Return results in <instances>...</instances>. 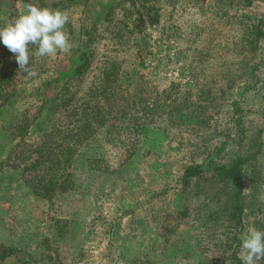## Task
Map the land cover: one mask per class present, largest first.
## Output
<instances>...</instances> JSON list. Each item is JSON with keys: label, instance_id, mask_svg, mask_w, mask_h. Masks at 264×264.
Masks as SVG:
<instances>
[{"label": "rangeland", "instance_id": "rangeland-1", "mask_svg": "<svg viewBox=\"0 0 264 264\" xmlns=\"http://www.w3.org/2000/svg\"><path fill=\"white\" fill-rule=\"evenodd\" d=\"M81 1L33 3L68 13L75 48L85 11L109 2ZM118 1L82 72L61 78L71 47L30 57L27 77L0 42V264H233L264 227V183L236 223L212 172L184 176L226 161L238 117L247 137L264 128V26L257 53L246 44L264 0ZM22 8L0 0V27Z\"/></svg>", "mask_w": 264, "mask_h": 264}, {"label": "trees", "instance_id": "trees-1", "mask_svg": "<svg viewBox=\"0 0 264 264\" xmlns=\"http://www.w3.org/2000/svg\"><path fill=\"white\" fill-rule=\"evenodd\" d=\"M76 1V0H74ZM88 0H83L85 7H88ZM264 2V1H263ZM120 3L118 0H109L107 4L103 7L100 6L99 10H94L92 13L89 10H86V16L84 17L82 26L79 27V30L76 34L75 45L71 49V56H70V63L63 62L62 65H65V69L61 72V78H64L68 75V72L73 70L74 74L82 72V70L86 69L90 65V57L92 55V49H89L88 46L92 43V38H94V32L96 26L103 22L108 21L112 15V11L116 8V6ZM63 4V3H61ZM40 7H46L40 5ZM51 9H57V6L52 5L48 7ZM142 15L139 16L140 21L142 20ZM153 22H157L153 21ZM86 23V24H85ZM250 29H247L246 32V44L251 54H256L258 50V43L263 36V26H264V17L262 19H257L253 24L250 25ZM31 47V44H29ZM33 47V46H32ZM260 63L264 65V60H259ZM250 64V62H249ZM73 66V67H72ZM249 70L250 76H255L257 66H252ZM257 81L254 82L253 85L256 86ZM63 87L65 91L68 92V82H64ZM252 84H249L248 88H253ZM62 94L55 96V100H62ZM264 97V95H263ZM155 105V103H154ZM167 105L164 104V108ZM264 107V104H263ZM160 110L159 107H156V111ZM171 108V105H170ZM238 113L236 111L234 115ZM263 117L264 119V110L261 113H258L256 117ZM255 117V118H256ZM183 116L179 114V119H182ZM239 120H235V132H236V139L234 140L237 147L235 150L228 155V158L225 162L221 161H211L210 163H206V165L198 167V166H189L186 168L184 176L190 178L192 176H199L200 174L210 171L212 172L213 176L220 181L223 185V188L229 189L230 197L229 199V206L227 207V212L230 219L235 220L236 223L242 222V215L246 210V205L249 204L246 201L247 195L245 194V189L251 190V200H252V209H255V204L258 206V193L260 188L264 183V154H263V146H264V139L262 137V133H264V128L260 129L259 132L253 134L249 137L244 135V128L243 123L241 122L242 116L238 117ZM217 152V151H216ZM252 212V210L250 211ZM259 229L263 230V225H258ZM238 243H241L240 239ZM6 249L0 250V257L4 258L8 255L5 253ZM231 257L233 258L234 252L231 250ZM230 254V253H229ZM234 259V258H233ZM233 264H242L240 260H235Z\"/></svg>", "mask_w": 264, "mask_h": 264}, {"label": "clouds", "instance_id": "clouds-1", "mask_svg": "<svg viewBox=\"0 0 264 264\" xmlns=\"http://www.w3.org/2000/svg\"><path fill=\"white\" fill-rule=\"evenodd\" d=\"M17 2L18 7L22 5L23 8L5 26L0 27V42L15 54L19 72L27 73V77H35L37 73L32 60L29 67L30 57H55L58 53L70 51L72 45L66 31L70 17L67 12L58 9L39 7L33 0ZM29 44L35 46V52H30ZM239 239L241 246L238 256L242 264H260L264 259V230L250 226Z\"/></svg>", "mask_w": 264, "mask_h": 264}]
</instances>
